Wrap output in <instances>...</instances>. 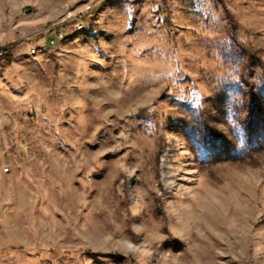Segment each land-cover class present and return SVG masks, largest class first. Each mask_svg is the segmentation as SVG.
I'll use <instances>...</instances> for the list:
<instances>
[{"label":"rangeland","instance_id":"rangeland-1","mask_svg":"<svg viewBox=\"0 0 264 264\" xmlns=\"http://www.w3.org/2000/svg\"><path fill=\"white\" fill-rule=\"evenodd\" d=\"M0 49V264H264V0H0Z\"/></svg>","mask_w":264,"mask_h":264},{"label":"built area","instance_id":"built-area-1","mask_svg":"<svg viewBox=\"0 0 264 264\" xmlns=\"http://www.w3.org/2000/svg\"><path fill=\"white\" fill-rule=\"evenodd\" d=\"M84 28L85 24L82 15H75L73 17L68 15L65 19L42 29L45 41L43 44L33 47L31 53L38 54L45 52L48 47H53L66 41L68 37L77 32L83 31ZM2 54L3 50L0 49V57Z\"/></svg>","mask_w":264,"mask_h":264},{"label":"trees","instance_id":"trees-1","mask_svg":"<svg viewBox=\"0 0 264 264\" xmlns=\"http://www.w3.org/2000/svg\"><path fill=\"white\" fill-rule=\"evenodd\" d=\"M11 60H12V56L11 55H7L6 56V60H5L6 64H9L11 62Z\"/></svg>","mask_w":264,"mask_h":264}]
</instances>
